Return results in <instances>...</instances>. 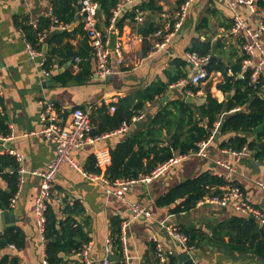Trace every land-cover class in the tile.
Segmentation results:
<instances>
[{
    "label": "crops",
    "instance_id": "1",
    "mask_svg": "<svg viewBox=\"0 0 264 264\" xmlns=\"http://www.w3.org/2000/svg\"><path fill=\"white\" fill-rule=\"evenodd\" d=\"M260 15L248 16L245 6L239 5L233 11L226 0H194L188 9L182 27L170 37L162 49L153 50L152 45L158 37L154 32L170 20L181 0H135L122 6L116 25L119 32H110V46L115 41L122 44V56L112 52L108 66L110 73L100 77L96 73L95 60L91 52L86 55L85 34L82 15L79 12V0H0V112L4 115L10 132L0 135V152L14 150L23 156L19 162L25 168L21 190L13 207L14 222L25 235V245L16 250L9 247V252L16 253L22 264H40L45 257V241L39 231L34 215V202L39 190L40 178L33 171L44 170L55 156L53 143L36 132L40 127V113L43 103L52 102L63 119H69L73 108L90 110L97 124H100L101 105L108 113L109 105L118 104L120 98L135 94L156 82L168 84L166 92L154 97L153 101L143 102L139 113L144 117L130 122L126 130L118 128L106 130L96 136L92 142L73 151L75 157L84 166L88 156L96 153L107 155L110 162V150L136 129L145 128L148 119L171 98H183L187 103H200L210 84V92L219 101L229 97L216 87L224 78L220 70H213L194 93L180 86L170 87L176 81L171 79L178 71L189 76L192 66L186 60L187 53L194 40L208 42L210 60L223 63L224 71L231 74L232 65L242 56L241 39L232 36L229 31L234 14L247 17V24L252 29L258 27V21L264 20V0H256ZM68 5V10L61 13L70 17L65 28L56 20L54 10ZM70 6V7H69ZM74 8V10H73ZM112 11V8L110 9ZM135 14H142L144 22L137 25ZM50 20L45 31V38L40 49L43 55L31 58L28 45L33 38L32 22L44 25ZM106 15L101 9L97 13V25L107 33ZM31 26L33 29H29ZM36 37V36H35ZM264 45V33L260 36ZM75 56L81 60L78 69L72 71L70 65ZM47 59L48 69L44 68ZM258 59L256 53L253 60ZM177 60L184 61V65ZM46 70L48 73H46ZM241 76V74H239ZM264 78V69L262 71ZM181 79V78H180ZM178 81V80H177ZM189 96L190 100L186 101ZM164 98V99H162ZM242 111L244 108H238ZM138 113V114H139ZM223 111L219 122L229 114ZM137 115V114H135ZM134 116V115H133ZM175 126H170L171 131ZM184 130V128H183ZM235 133L217 132L206 146L204 155L192 152L183 157L179 155L175 163L149 182H138L130 187L124 198L109 195L101 182L87 179L81 172L63 165L54 180L51 199L56 209L65 204L71 205L77 200L81 209L74 214L81 226L90 248V264H101L105 256L106 240L111 238V218H127L130 209L127 202H138L150 212V217L140 216L131 221L127 228L126 249L128 264H156L153 243L158 242L164 249L174 252L176 264H183L181 255L184 248L161 227V223L174 224L180 230L196 229L199 245L189 252L192 264H264L261 258L251 251L233 249L228 245L229 236L223 239L214 236L213 228L232 215L245 216L231 206H219L200 199L195 207L187 211L173 212L170 205H158L156 198L167 190L203 172L222 173L224 169L217 161H228L232 167L233 179L241 188L245 197L254 205L264 210V158L257 159L248 150L246 155H234L230 148L221 146ZM250 139L254 138L251 134ZM171 133L162 127V144H167ZM214 190V187H211ZM58 200V202L56 201ZM179 200H177L178 202ZM1 211V210H0ZM60 217L65 214L60 212ZM247 217V216H246ZM223 243V244H222ZM67 264H79L82 259L78 252L65 254ZM115 263L113 260L111 264Z\"/></svg>",
    "mask_w": 264,
    "mask_h": 264
},
{
    "label": "trees",
    "instance_id": "2",
    "mask_svg": "<svg viewBox=\"0 0 264 264\" xmlns=\"http://www.w3.org/2000/svg\"><path fill=\"white\" fill-rule=\"evenodd\" d=\"M97 1L106 15L107 23L111 15L110 9L115 6L118 0ZM67 10L68 5L62 6L60 10H54L58 17L57 23L65 24L70 21L71 12H69L70 17L61 16V13ZM50 23V20H47L44 25L36 24L35 29L28 26L29 29H33L34 35L32 39L29 37L31 46L36 49L42 48L41 44L37 42V33L43 31V27H49ZM84 34L86 45L84 54L86 55L91 52V46L85 31ZM189 50L200 56L208 55L210 45L208 42L194 40ZM243 57L244 54L232 65L231 74L224 71L223 63L210 60L206 64L208 75L213 70H220L223 73L224 78L217 83L216 87L225 94L230 93L229 97L222 101L217 100L210 92V84L207 83L205 86L206 95L200 103H187L179 97L171 98L160 110L150 116L145 128L136 129L133 134L125 137L110 150V162L103 171L104 176L110 181H115L149 175L159 164L168 159L197 151V142L210 134V129L223 111H230V113L220 121L218 132H232L235 135L230 136L221 146L232 150H240L246 146L255 158H264V127L257 133L254 132V128L264 122V78L260 75L257 82H252L250 79L251 69H242L241 67ZM177 61L182 65L185 64L184 61ZM44 68L48 69L47 59L44 61ZM186 76V73L180 70L171 81H177L180 78H186ZM167 89L168 84L156 82L133 95L122 97L112 114L108 113L105 105H101L99 108L100 124H97L95 117L93 114L91 115L93 128L90 135L96 136L106 130L120 127L123 121H130L133 115L140 112L143 102L153 101L154 97L166 92ZM180 89L182 92L189 89L195 93L199 88L187 82L180 86ZM1 103L2 97L0 96ZM112 103L114 104V102ZM238 108H244V110L240 111ZM163 126L167 128V133H171L169 142L165 145L162 144L161 139ZM170 126H175L173 131ZM9 132L5 117L0 112V135H7ZM249 134L254 138L250 139ZM83 167L88 172H101L93 154L87 157ZM18 168L19 163L13 155L0 152V210L7 213L13 211L10 200L18 189ZM223 184H225L223 177L208 171L203 172L177 183L163 195L157 197L156 203L158 205L174 203L171 209L173 212L187 211L195 207L204 196L219 194V187ZM211 187L215 189L212 190ZM177 200L179 201L177 202ZM80 209L81 205L77 200L71 205L65 204L58 209L53 202H47L42 235L48 264H67L64 255L79 252L83 242L88 241L74 217V214ZM60 212L65 216L60 217ZM120 222L121 219L116 216L111 218L112 254L110 258L115 261L113 264H125L122 243L119 239ZM181 231L187 236L188 245L192 247L199 245L197 237L200 236L196 233V229L184 228ZM213 231L214 236L220 239H223L225 235L229 236L228 245L233 249L251 251L264 258V227L260 226L253 218L235 214L218 223ZM24 245L25 235L17 225L3 227L0 231V264H22L16 253L9 252V247L12 246L19 250ZM153 250H155L154 243ZM79 264H84V262L81 261ZM164 264H176L174 255L170 257L168 263Z\"/></svg>",
    "mask_w": 264,
    "mask_h": 264
},
{
    "label": "built area",
    "instance_id": "3",
    "mask_svg": "<svg viewBox=\"0 0 264 264\" xmlns=\"http://www.w3.org/2000/svg\"><path fill=\"white\" fill-rule=\"evenodd\" d=\"M135 0H118L115 6L112 8L111 15L107 22V33L100 29L97 25V13L99 10V3L97 0H79V12L82 15L83 29L88 37L89 45L91 46V54L95 60L96 73L100 77H105L110 73L108 66L109 56L112 52H115L118 56H122V44L119 40L115 41L113 48L110 46V32H119V28L116 25L117 17L122 9V6L127 3H132ZM194 0H183L174 11L170 20L165 22L161 28H158L154 35L157 38L153 42L152 49H162L169 41L170 37L174 35L183 25L186 19L188 9ZM230 9L235 10L237 6L243 5L246 7L248 16L260 15L259 8L256 0H226ZM134 21L137 25H142L144 18L142 14H135ZM57 22V20H56ZM33 26H36L32 22ZM61 28H65L64 24H60ZM229 33L232 36L241 39L240 48L243 51L244 57L241 60L242 69L250 68V79L252 82H257L259 76L262 75L264 69V45L260 41V36L264 33V20L258 21V27L252 29L247 24V17H242L239 14H234L233 23ZM45 38V31H39L37 33V42L42 44ZM258 54V59L253 60L255 54ZM28 54L31 58L43 55L40 49L28 45ZM81 58L75 56L73 62L70 65V69L75 71L78 69V64ZM186 60L192 66V71L186 78H181L170 87L183 86L187 82L194 85L205 81L208 78L206 70V64L210 61L209 55L200 56L196 52H189L186 55ZM46 73L47 70H46ZM109 110L114 111L115 105L112 103L109 105ZM144 117L143 113H139L131 117L130 121H123L120 130H126L130 122L140 120ZM219 127V122H215L210 129V134L205 138L197 142L198 149L197 154L205 156V148L212 140ZM93 128L91 122V111L81 108H73L69 119H63L52 102H44L40 113V127L36 132L42 135L46 140L51 141L54 146L55 156L51 162L48 163L44 170L33 171L32 173L40 178V185L34 202V215L39 231L42 234L44 228V211L46 209L47 202L51 199V191L54 186V180L63 165H68L79 172H81L87 179L95 182H101L105 191L109 195H113L117 198H124V193L138 182H149L153 177L159 175L167 167L176 162L177 158L174 157L168 159L166 162L159 164L149 175H140L137 178L129 179H117L115 181L108 180L103 171L108 164L107 155L104 153H96V165L101 169L99 173L88 172L84 169L82 164L73 154V151L92 142L98 138V136L90 135V131ZM229 153L234 155H246L248 149L246 146L240 150H228ZM7 153L13 155L16 160L21 162L23 156L14 151L7 150ZM183 157L184 155H179ZM217 164L221 166L224 171L217 174L225 180V184L219 187L220 193L213 194L205 197L206 201L219 206H231L236 212L244 214L245 216L252 217L260 226L264 227V210L254 204H252L244 195L241 188L236 184L233 179L234 168L228 161H217ZM25 168L19 164L18 168V189L17 192L10 200V205L13 206L18 193L21 190L23 183V173ZM264 188V184H261ZM58 202V200H56ZM130 209V215L127 218H123L120 222L119 239L122 243L123 255L125 264H128L129 256L126 249V234L127 228L131 221L137 217L145 216L150 217V212L147 208L139 204L138 202H127ZM161 227L165 232L174 238L185 250L190 252L193 247L188 245L187 236L179 229L177 225L169 223H161ZM43 238V235H42ZM90 245L88 243L83 244L82 248L78 252L84 264H90L92 260L88 256V250ZM105 256L101 260V264H111L112 260L110 255L112 254V239L108 238L105 245ZM156 264L168 263L170 257L174 255V252L170 249H164L158 242L155 243L154 250ZM40 264H48L45 257L42 258Z\"/></svg>",
    "mask_w": 264,
    "mask_h": 264
},
{
    "label": "water",
    "instance_id": "4",
    "mask_svg": "<svg viewBox=\"0 0 264 264\" xmlns=\"http://www.w3.org/2000/svg\"><path fill=\"white\" fill-rule=\"evenodd\" d=\"M164 99V98H162ZM190 100V97L187 96L186 97V101ZM264 127V122L261 123L260 125L256 126L254 128V132L257 133L258 131H260L262 128ZM252 218V217H250ZM15 224L14 222V215L13 213H7L4 211H0V231L3 229V227H7V226H13ZM181 259L183 260V264H192L191 261V256L189 252H184L181 255Z\"/></svg>",
    "mask_w": 264,
    "mask_h": 264
}]
</instances>
